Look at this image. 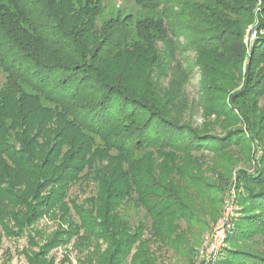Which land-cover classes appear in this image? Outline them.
<instances>
[{
    "label": "trees",
    "instance_id": "16d2710c",
    "mask_svg": "<svg viewBox=\"0 0 264 264\" xmlns=\"http://www.w3.org/2000/svg\"><path fill=\"white\" fill-rule=\"evenodd\" d=\"M132 1L162 17L101 22L95 0L0 4L3 234L27 237L28 264H56L70 242L78 264H157L150 244L190 248L229 185L240 216L202 264H264V0ZM241 161L253 171L233 178ZM74 185L95 193L79 202ZM43 217L55 230L36 227Z\"/></svg>",
    "mask_w": 264,
    "mask_h": 264
},
{
    "label": "rangeland",
    "instance_id": "374dc122",
    "mask_svg": "<svg viewBox=\"0 0 264 264\" xmlns=\"http://www.w3.org/2000/svg\"><path fill=\"white\" fill-rule=\"evenodd\" d=\"M84 1V0H83ZM100 3L102 7V21L110 19L112 17L117 18L121 17L126 14H134L135 17L137 16L138 18H144V17H155V18H161L162 17V11L161 9L158 10H145L142 9L140 6H138L135 2L132 0H95ZM5 4V0L2 2L0 0V4ZM258 5V4H257ZM246 31V38L247 40H252V38L255 37L256 31L255 27H253V24H249L247 27ZM194 54L193 53H182L180 56H178L179 60H182V62L186 65L187 63H194ZM195 74L191 81L186 85L188 88V93L190 97L196 98L199 92V72L197 67L194 69ZM6 83V75L2 68L0 67V88L4 86ZM262 103H264V99L262 100ZM191 115L193 116L194 122L196 123H201L203 121V116L201 115L199 107H196V110L193 109L191 112ZM253 166L254 163L251 162H245L241 161L233 170L234 175L233 178L235 177L237 171L240 170L241 168L247 169L249 171H253ZM238 175V174H237ZM229 186V185H228ZM227 186V189L225 190L224 194L220 195V198L222 199V205L219 206L217 205H208L207 210L211 213H214V208L217 207V210L219 209V213L217 215V218L214 219V217L208 216L205 217V219H202L198 227L195 226L191 230V233L188 235L191 247L189 248L188 246L183 247L182 245L180 246V250H176L174 247H166V246H158L155 244H150L152 246L153 251L156 253L157 257V264H202V261L211 259L210 261H215L218 256H220V253L229 246L227 244V237L228 233L230 232V229L234 225V221L240 216V209L241 206L238 201V195H239V190L237 188H234L232 190V193L230 192L231 189L229 190V187ZM229 190V191H228ZM228 191V192H227ZM95 193L94 186L90 185H83L79 187V185H74L71 189V197L77 199L79 202H82V200L85 197H88L92 194ZM233 199V203L236 205L233 207L234 208V217L231 219V226L228 228L227 231V237L224 242V246L222 249L218 251V253L213 256L209 251L210 247V239L214 233V228L216 225L217 219L220 217V215L223 212L224 206H226V202L228 200L231 201ZM226 208V207H225ZM133 213L131 218L136 219L134 215L135 210H131ZM57 220H52L49 217H43L41 218L40 222L36 224L37 228H44L45 230H48V232L55 230L57 227ZM184 226V225H183ZM185 228V227H184ZM148 235V234H146ZM28 247V240L27 237H8L5 236L0 228V264H28L25 255L22 254L21 252ZM209 251V252H208ZM213 252V251H212ZM214 253V252H213ZM51 255H54L56 257V264H62L64 261L65 257H68L70 262L68 261L69 264H78L77 263V256L78 250L77 248L74 247L73 243L70 242L68 245H61L54 249L51 252ZM209 261V260H208Z\"/></svg>",
    "mask_w": 264,
    "mask_h": 264
},
{
    "label": "built area",
    "instance_id": "2783aa9c",
    "mask_svg": "<svg viewBox=\"0 0 264 264\" xmlns=\"http://www.w3.org/2000/svg\"><path fill=\"white\" fill-rule=\"evenodd\" d=\"M232 190L230 191L231 193ZM233 202H234L233 199H231V201L229 202L227 200L226 206H224L222 214L220 215L219 219L216 221L217 223L214 228V233L210 239V247H209V251H211L210 253L213 254V256H215V254L218 253V251L222 249V247L225 245L224 242L227 237L226 233L228 231V228L232 224L231 219L235 216L234 215L235 211L233 207L236 204Z\"/></svg>",
    "mask_w": 264,
    "mask_h": 264
}]
</instances>
